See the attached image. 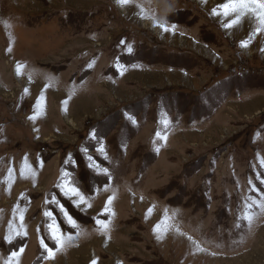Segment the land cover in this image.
Segmentation results:
<instances>
[{
	"label": "rangeland",
	"instance_id": "1",
	"mask_svg": "<svg viewBox=\"0 0 264 264\" xmlns=\"http://www.w3.org/2000/svg\"><path fill=\"white\" fill-rule=\"evenodd\" d=\"M168 1L191 33L117 0H0V264L24 245L20 264H264V212L243 219L264 192V32L224 27L226 0ZM10 222L28 235L9 244ZM54 222L73 240L48 259Z\"/></svg>",
	"mask_w": 264,
	"mask_h": 264
},
{
	"label": "snow or ice",
	"instance_id": "2",
	"mask_svg": "<svg viewBox=\"0 0 264 264\" xmlns=\"http://www.w3.org/2000/svg\"><path fill=\"white\" fill-rule=\"evenodd\" d=\"M133 2V0H117V3L120 5H129ZM206 3V0H204ZM219 9V10H218ZM212 14L216 16L223 15L225 17H232L225 25L226 28H232L235 25H238L241 20L245 17H252L256 21V27L253 30V36L256 34H259L261 32H264V0H226L225 3L220 4L217 6V8L212 9ZM159 27L162 28L165 32L169 31V27L161 22L159 23ZM172 31L175 30V25L171 28ZM252 37L250 36L248 40L241 41L242 47H247L249 45L250 40ZM11 51V49H9ZM128 51L131 52L132 48L128 47ZM94 65L92 63L88 64V67L91 69ZM32 119H35V117H32ZM159 135V133H157ZM164 139L166 140L167 137L165 136ZM101 152H103V148L100 149ZM91 159V158H90ZM10 174H11V170ZM100 171L106 174L108 178L111 177V173H109L107 168H101ZM262 184H264V180L260 181ZM251 184V181H249ZM63 190V193L65 196L69 197L70 199L75 198L73 200L74 206L76 208H81V205H87V207H91V204L88 203V201L85 199L84 195L81 193L80 189L77 187H66L64 185L60 186ZM107 190V186L105 188ZM251 190L255 192H260V189L255 187V184L251 185ZM260 199L257 200L255 197H250L249 201L246 202V209L243 219L247 221V224L249 228L251 227L254 219L256 218L257 213L253 211L254 207H257L260 209L261 212H264V192H260ZM114 195L109 196L107 204L104 207V212L109 213L111 215H114L112 212L111 205L113 203ZM51 203H55L60 208L61 214H63L65 221L67 224H69L72 228L78 229L79 225L76 221V219L73 218L71 214H69L68 210L64 207V205L60 204L58 200L53 197ZM82 211H86L87 209H81ZM46 217H52L51 211H46L45 213ZM21 221V225H23L24 216L23 213L20 214L19 217ZM95 223L99 225V230L101 232H106L109 229L110 221L106 219H96ZM47 230L51 234V239L55 242L56 245H59L58 248L50 247L45 240L47 238L41 237L40 238V245L45 249L46 251V257L48 259H54L55 254L57 251L62 250L65 247V241H72L73 236L67 235L65 237L60 230V227L58 224H49L47 225ZM28 235L27 231H20L15 229L13 226V223H9V231L8 235L5 237V240L11 244L12 241H14L17 237H20L23 239V237H26ZM26 245L21 246L18 248V250L10 251V255L4 260L3 264H20V257L22 253L25 250ZM92 264H97V261L93 260Z\"/></svg>",
	"mask_w": 264,
	"mask_h": 264
},
{
	"label": "crops",
	"instance_id": "3",
	"mask_svg": "<svg viewBox=\"0 0 264 264\" xmlns=\"http://www.w3.org/2000/svg\"><path fill=\"white\" fill-rule=\"evenodd\" d=\"M168 3H169L168 0H133V2L129 5H127L125 8L127 11H140L142 13L140 15V17H142V18L144 17V19H155L158 24L161 22L165 23L170 29L169 31L166 32V35H167V33H169V38H172V36L170 34L173 32L174 33H180V32L181 33H183V32L191 33L190 31L186 30L187 28H185L183 26V24L168 21V13H169V9H170L169 5H167ZM99 4H102V1L99 2ZM97 5H98V3H97ZM69 8H71V7H68L66 9H69ZM66 9L64 8V11H66ZM173 25H175L174 31L171 30ZM8 27H9V25H8ZM8 27H7V29H8ZM166 35L164 37L162 35L160 37L158 36L160 39L159 41H161V44L167 43V45H168L169 41L167 39H169V38H166ZM153 39H156V38H153ZM162 40H164V41H162ZM172 45L173 44L170 43V46L169 45L168 46L171 47ZM91 51H93V49ZM226 53H228V52H226ZM217 55H218V58L221 56L218 53H217ZM132 66H134V65H132ZM136 66H137V72H142V73L147 72V74H153L156 71H169V72H172L175 70L181 71V69H178V67H172L169 65H157L156 63L155 64H149V63L143 62L142 64H136ZM128 71H129L128 73L134 72L132 67ZM189 75L194 76V73H190ZM151 77H153V76H151ZM148 81L156 82L157 80L155 79V77H153L152 79L149 78Z\"/></svg>",
	"mask_w": 264,
	"mask_h": 264
},
{
	"label": "built area",
	"instance_id": "4",
	"mask_svg": "<svg viewBox=\"0 0 264 264\" xmlns=\"http://www.w3.org/2000/svg\"><path fill=\"white\" fill-rule=\"evenodd\" d=\"M177 39H179L182 42V35L181 36H177Z\"/></svg>",
	"mask_w": 264,
	"mask_h": 264
},
{
	"label": "bare ground",
	"instance_id": "5",
	"mask_svg": "<svg viewBox=\"0 0 264 264\" xmlns=\"http://www.w3.org/2000/svg\"><path fill=\"white\" fill-rule=\"evenodd\" d=\"M70 122L72 123V121L70 120Z\"/></svg>",
	"mask_w": 264,
	"mask_h": 264
}]
</instances>
